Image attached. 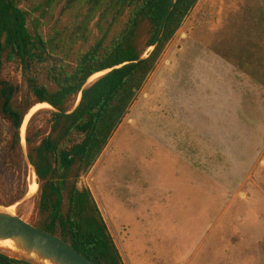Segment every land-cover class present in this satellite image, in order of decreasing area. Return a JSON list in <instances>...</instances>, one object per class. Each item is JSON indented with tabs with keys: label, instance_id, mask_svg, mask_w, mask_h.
<instances>
[{
	"label": "rangeland",
	"instance_id": "1",
	"mask_svg": "<svg viewBox=\"0 0 264 264\" xmlns=\"http://www.w3.org/2000/svg\"><path fill=\"white\" fill-rule=\"evenodd\" d=\"M77 3L21 0L45 39L59 35L66 63L98 36L99 13ZM33 65L5 63L19 101L34 99L30 77L54 87L53 60ZM51 109H37L24 133L34 115L32 131L48 132ZM11 131L0 117L3 206L34 175L26 156L7 153ZM81 185L124 264H264V0H199ZM26 195L11 206L31 223L36 195Z\"/></svg>",
	"mask_w": 264,
	"mask_h": 264
},
{
	"label": "trees",
	"instance_id": "2",
	"mask_svg": "<svg viewBox=\"0 0 264 264\" xmlns=\"http://www.w3.org/2000/svg\"><path fill=\"white\" fill-rule=\"evenodd\" d=\"M57 0H47L52 5ZM99 13L98 36L66 63L58 34L45 39L40 21L21 0H0V117L11 125L7 153L25 156L37 175L33 225L70 243L97 264H124L102 211L88 187L81 185L106 149L174 35L199 0H77ZM31 21L35 34L28 28ZM86 29V27H84ZM79 38V37H77ZM88 36L82 33L83 43ZM51 58L54 87L31 79L34 97H16L19 87L3 76L6 62L18 60L31 72L35 62ZM251 70L253 76L259 73ZM108 71L87 84L97 73ZM52 109L50 129L32 131L36 115L22 127L38 104ZM78 103V104H77ZM26 142V149L23 140ZM28 193L24 185L20 195ZM23 263L0 255V264Z\"/></svg>",
	"mask_w": 264,
	"mask_h": 264
},
{
	"label": "water",
	"instance_id": "3",
	"mask_svg": "<svg viewBox=\"0 0 264 264\" xmlns=\"http://www.w3.org/2000/svg\"><path fill=\"white\" fill-rule=\"evenodd\" d=\"M107 72H100V76ZM95 80L90 78L87 84ZM6 208L0 203V255L27 264H97L61 237L38 228Z\"/></svg>",
	"mask_w": 264,
	"mask_h": 264
},
{
	"label": "bare ground",
	"instance_id": "4",
	"mask_svg": "<svg viewBox=\"0 0 264 264\" xmlns=\"http://www.w3.org/2000/svg\"><path fill=\"white\" fill-rule=\"evenodd\" d=\"M101 74L102 73H97L94 76H92L91 79H94V78L100 76ZM41 107H51V106L49 104H47V103H44V104H39V105H37L36 107L33 108V110L31 111V113L26 117V120H25L24 125L22 127V133H23V135L25 134L24 131L26 129V124L29 121L30 117L33 115V113L37 109H39ZM38 189H39V185H38V182H37L36 175H33V177L30 178L29 184H28V196L29 197H32V196L36 195ZM6 210L9 211V212H12L13 211V207L12 206L11 207H7Z\"/></svg>",
	"mask_w": 264,
	"mask_h": 264
},
{
	"label": "flooded vegetation",
	"instance_id": "5",
	"mask_svg": "<svg viewBox=\"0 0 264 264\" xmlns=\"http://www.w3.org/2000/svg\"><path fill=\"white\" fill-rule=\"evenodd\" d=\"M24 263V262H23ZM27 264V263H26Z\"/></svg>",
	"mask_w": 264,
	"mask_h": 264
}]
</instances>
